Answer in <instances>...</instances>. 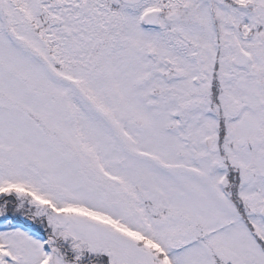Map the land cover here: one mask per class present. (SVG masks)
Here are the masks:
<instances>
[{
    "label": "snow or ice",
    "instance_id": "6c2138e0",
    "mask_svg": "<svg viewBox=\"0 0 264 264\" xmlns=\"http://www.w3.org/2000/svg\"><path fill=\"white\" fill-rule=\"evenodd\" d=\"M0 264H264V0H0Z\"/></svg>",
    "mask_w": 264,
    "mask_h": 264
}]
</instances>
